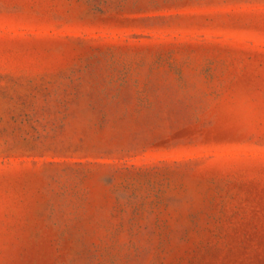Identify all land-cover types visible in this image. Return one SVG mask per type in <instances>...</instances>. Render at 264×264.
<instances>
[{
	"label": "rangeland",
	"instance_id": "374dc122",
	"mask_svg": "<svg viewBox=\"0 0 264 264\" xmlns=\"http://www.w3.org/2000/svg\"><path fill=\"white\" fill-rule=\"evenodd\" d=\"M0 264H264V0H0Z\"/></svg>",
	"mask_w": 264,
	"mask_h": 264
}]
</instances>
